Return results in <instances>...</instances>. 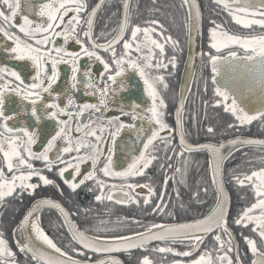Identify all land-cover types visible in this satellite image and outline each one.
<instances>
[{
    "label": "snow or ice",
    "instance_id": "snow-or-ice-1",
    "mask_svg": "<svg viewBox=\"0 0 264 264\" xmlns=\"http://www.w3.org/2000/svg\"><path fill=\"white\" fill-rule=\"evenodd\" d=\"M211 5L0 0V264H264V0Z\"/></svg>",
    "mask_w": 264,
    "mask_h": 264
},
{
    "label": "flooded vegetation",
    "instance_id": "flooded-vegetation-1",
    "mask_svg": "<svg viewBox=\"0 0 264 264\" xmlns=\"http://www.w3.org/2000/svg\"><path fill=\"white\" fill-rule=\"evenodd\" d=\"M112 2L118 3L119 0H112ZM198 2L202 6V10H203L204 15L207 16L210 8L212 7L211 0H198ZM139 3L141 5V11L145 15H148L149 14L148 13V9L158 8L159 11L157 13H155V14L157 16H159V18L161 20H163V17L166 18V16H162L161 15L162 14L161 13L162 12V9L160 7H158V6H160L159 4H157L158 3V0H139ZM177 3L180 4V0H166V2H164L165 7H168V6L170 7L172 5H176L177 6ZM180 11H181L180 14H181V17H182V15L184 14V11L183 10H180ZM101 15H104L103 11L101 12ZM184 45H185V56H186L187 37H186V40H185V44ZM0 63H9V66H14V63L15 62L9 61L8 58H7V56H6V54H4L2 51H0ZM183 64H184V60L182 59L181 65L179 64V66H178V71H177V75H176V78H175V80H177V85L175 86L177 89H178V86H179V81H180V77H181V72H182V68H183L182 65ZM68 72H69V69L66 66L61 65V79H60L59 83H61V84L64 83L65 74L68 73ZM30 75H31V72L29 70V72L25 75L26 80H27L28 76H30ZM192 87H193V95H195L196 98H198L197 96H199V93H197L195 91V82L194 81H193V86ZM80 96L82 98L88 99L89 102H94V98L93 97H91L90 95L89 96H85L82 88H81V91H80ZM192 99H193V96L190 95L188 97V101H190V100L192 101ZM199 100L200 99H198L197 101H199ZM192 106H193V109L192 110H194L197 113L196 118L198 119V121H200V123L201 122L206 123V122L210 121V119L208 117L211 118L212 113L214 115L213 119L214 118H219V117H217V115H220V114L218 112H214L211 107L208 108L207 115H205V109L203 107V104H201V107L199 109H197V110L195 109L196 103L194 105L192 104ZM187 107L188 106H186V112H185V118L186 119L189 117V111L187 110ZM220 116H222V115H220ZM197 119H196V121H197ZM218 121L219 120L217 119V124L219 123ZM252 130H253L254 133L259 134V132H260L259 125L256 124L253 127ZM206 139L207 138H204V136H201V137H198L197 140L194 139V141L204 142ZM202 157H203V155H202ZM205 160H206V157H205ZM209 176H210V174H209ZM200 178H201L200 176H194V173L191 171V175L188 177V180H189L190 185L194 188L197 180L200 179ZM226 191H228V190L226 189ZM182 195L184 196V200L187 201V199H188V191H187V189H182ZM230 195H231V198H232L233 202H235V193H230ZM80 199H81V201H83V202L86 203L87 200H88V197L84 193H81ZM116 210L118 212H120L121 215H123L125 212L135 211V209H128V208L120 209L119 206L117 207ZM6 218H8V219L11 218V212L10 211H9V213H8V215H7Z\"/></svg>",
    "mask_w": 264,
    "mask_h": 264
},
{
    "label": "trees",
    "instance_id": "trees-1",
    "mask_svg": "<svg viewBox=\"0 0 264 264\" xmlns=\"http://www.w3.org/2000/svg\"><path fill=\"white\" fill-rule=\"evenodd\" d=\"M164 2H166V0H158V3H157V4L160 5L158 7H160L162 9V12H161L162 14L161 15L162 16H166V18L163 17V20L162 21H164L166 24H169V23H171V21L169 20V17L172 16V15H175L177 17L176 24H179V21L183 18V15H184L183 14L182 17H181V14H180L181 11L178 10V6H179L178 4L179 3H177V7H173V5L170 6V7L169 6L168 7H165ZM171 31H172V33L174 35L181 36V38L183 39L184 44H185L186 36L182 35V33L180 31V28L178 26H173L171 28ZM184 49H185V45H184ZM181 62H182V60H181ZM181 62H180V65H181ZM176 85H177V80H175V85L174 86H176ZM197 97H198L197 100L200 99V94ZM201 104L202 103L200 102V100L197 101L196 102L195 109L196 110L199 109L201 107ZM187 108L193 109V106L191 104V100L189 101V104H188V107ZM213 117H214V115L212 113L211 118L208 117L210 119V121H208V122H206L204 124H207L209 122L214 123V124H217V119L219 120L218 121L219 122L218 124H221L222 120L224 119V117L223 116H220V115H217V117H219V118H214L213 119ZM199 123H200V121H198V119H197V121L195 122V124H194V126L192 128V132H191V139L192 140H194V139L197 140L198 137L204 136L203 132H200V133L197 132V130L201 127V123L200 124ZM245 131H247V129H245ZM204 138H206V137L204 136ZM193 161L194 162H193L192 172L194 173V176H200L202 178L203 177V172H204V169H203V166L202 165L205 162L204 155H203V157H202V155L201 156H198V157H195L193 159ZM197 161H199L200 163L197 164Z\"/></svg>",
    "mask_w": 264,
    "mask_h": 264
},
{
    "label": "water",
    "instance_id": "water-1",
    "mask_svg": "<svg viewBox=\"0 0 264 264\" xmlns=\"http://www.w3.org/2000/svg\"><path fill=\"white\" fill-rule=\"evenodd\" d=\"M196 35V37H197V40H196V46L198 47V44H199V39H198V37H199V34L197 33V34H195ZM188 51H189V44H188V40H187V49H186V56H188ZM183 66V68H182V72H181V77H180V81H179V86H178V89L179 88H181V87H183V82H184V80L188 77V75H189V70H188V68H186V66H185V63L182 65Z\"/></svg>",
    "mask_w": 264,
    "mask_h": 264
}]
</instances>
